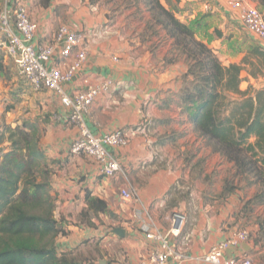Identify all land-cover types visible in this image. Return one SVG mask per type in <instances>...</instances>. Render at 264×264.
I'll use <instances>...</instances> for the list:
<instances>
[{
  "label": "crops",
  "instance_id": "obj_1",
  "mask_svg": "<svg viewBox=\"0 0 264 264\" xmlns=\"http://www.w3.org/2000/svg\"><path fill=\"white\" fill-rule=\"evenodd\" d=\"M2 1V8L11 9L18 3L26 7L31 20L37 25L34 45L49 41L56 28L64 23L86 34V60L73 80L64 85L67 93L83 89L86 82L93 84L110 79L115 83L116 89L99 95L92 103L84 114V122L94 135L120 128L132 130L127 145L108 148L122 167L120 176L105 178L91 159L69 153V144L76 137L77 129L62 117L57 120L56 135L46 138L42 147L47 149L49 142L50 147L43 151L47 158L55 161L50 179L51 194L56 195L57 202L62 200L60 212L65 218L70 216V219L85 216L83 224L78 221V225H73L77 235L90 240L102 238L99 246L115 238L127 253L125 264H138L153 246V242L141 232L142 224L153 221L158 228L156 221L143 217L147 214V207L152 206L156 213L167 195H224L225 180L229 181V177L220 180L213 176V168L214 174L219 170L215 167L216 163L226 165L234 174L232 164L205 144L187 115L181 111L179 92L183 85L181 75L187 66L185 59L180 57L174 62H166V58L171 57L172 39L161 31L154 35L144 33L134 24L132 10L121 8L110 15L108 9L118 8V0H0V3ZM248 1L264 16V7L257 0ZM160 2L166 6L163 0ZM197 2L200 9L189 11L179 19L185 23H199L194 26L196 38L211 48L222 64L242 63L250 41L261 45L241 25L237 12L226 6V0H179L178 3ZM204 2L210 3V11L203 10ZM2 54L0 45V56ZM3 57L5 65L8 62ZM242 65L240 88L264 87V71L253 77L250 65ZM47 94L52 109L50 118L62 115L63 108L58 98L49 91ZM193 163L198 169L188 177V167ZM238 180L233 181L232 191L225 195L239 194V187L243 194L251 190L246 184H237ZM121 187L135 189L139 201L117 208ZM184 188L187 192L183 191ZM86 195L106 203V212L97 213L104 220L118 216V227L125 232L123 237L112 232L117 226L107 228L98 224L92 217L95 212L88 207ZM128 217L134 227L119 221L128 220ZM71 224L68 222V225ZM186 229L183 227L178 241L188 240V258L182 264H204L192 258L204 255L213 244L232 233L229 229L221 232L217 227L210 226ZM62 244L65 249L68 248ZM243 254L251 256L252 264H264V243L255 244L249 240L225 253L227 257Z\"/></svg>",
  "mask_w": 264,
  "mask_h": 264
},
{
  "label": "trees",
  "instance_id": "obj_2",
  "mask_svg": "<svg viewBox=\"0 0 264 264\" xmlns=\"http://www.w3.org/2000/svg\"><path fill=\"white\" fill-rule=\"evenodd\" d=\"M145 0L151 12L149 27L159 26L172 39L174 62L183 57L181 111L212 151L232 164L234 177L256 188L250 202L264 204V87L240 88L242 63L250 75L264 71V47L250 41L242 63L222 64L216 53L196 38L197 21L185 23L169 8L179 0ZM264 7V0H257ZM202 18V16H201ZM218 34V33H217ZM3 54L0 72H3ZM8 110V109H7ZM36 121L0 126V143H9L0 160V264H85L67 254H58L57 239L65 236L63 220L55 217L51 172L39 145ZM233 185L225 180L224 195ZM95 214L106 212V203L86 195ZM255 240L264 236V216L256 221ZM88 264V263H87Z\"/></svg>",
  "mask_w": 264,
  "mask_h": 264
},
{
  "label": "built area",
  "instance_id": "obj_3",
  "mask_svg": "<svg viewBox=\"0 0 264 264\" xmlns=\"http://www.w3.org/2000/svg\"><path fill=\"white\" fill-rule=\"evenodd\" d=\"M226 6L237 12L241 25L264 47V16L261 11L248 0H226ZM202 8L210 11L211 5L204 2ZM36 32L37 25L22 4L0 9L3 55L32 90L49 91L55 95L63 108V114L56 115L55 119L62 117L77 129L76 137L69 144V153L91 159L105 178L120 176L122 167L108 148L127 145L132 130L128 132L120 128L94 135L84 122V114L92 103L99 95L116 89L115 83L110 79L93 84L86 82L83 89L67 93L64 85L73 80L86 60V34L64 23L56 28L49 41L34 45ZM118 193L123 202L139 201L133 188L121 187ZM172 215L174 218L165 232L159 230L153 221L142 224L141 232L153 242V246L138 264H182L188 258V240L184 238L182 243L178 242L184 226L183 215L176 211H172ZM249 240L247 231L236 230L213 244L204 255L192 259L204 264H252L251 257L246 254L239 257L225 255L227 250Z\"/></svg>",
  "mask_w": 264,
  "mask_h": 264
},
{
  "label": "rangeland",
  "instance_id": "obj_4",
  "mask_svg": "<svg viewBox=\"0 0 264 264\" xmlns=\"http://www.w3.org/2000/svg\"><path fill=\"white\" fill-rule=\"evenodd\" d=\"M144 1L145 0H118V8H109L108 11L109 14L112 15V13L117 10L119 12L121 8L124 10H132L135 19L134 24L142 29L144 33L154 35L155 32H165L159 26L149 27L151 12L147 9ZM2 3L3 1L0 3V9L2 8ZM199 7L200 3L198 2L186 5L184 3L179 4L178 2H174L169 6L177 17L186 15L189 11L200 9ZM6 61L8 63L5 64L4 71L0 73V126L11 125L14 127L20 124L22 120L36 121L40 128L39 145L44 149L42 146L46 144V138L50 135L53 137L56 135L55 127L59 124L57 119L50 118L52 116L50 113L52 110L50 96L47 94V91L32 90L25 83L23 77L17 74L12 64L7 59ZM70 126L72 127L74 125L70 124ZM8 147L9 143L7 141L0 143V160L1 151H6ZM49 147L50 144L48 142L46 148L48 149ZM47 149L44 150L46 151ZM46 161L47 164H49L48 166L52 174L54 171L52 164L55 163V161L49 157L47 158V156ZM216 164L215 167H219V170L215 171L214 174L213 168V176L219 177L220 180L229 177V182L231 184L235 179L238 180L234 177V174H231L226 165L221 164V162ZM194 165L193 163L188 167L189 171L186 173L188 177L192 176L194 170L198 169V167L194 168ZM207 169L209 170V168ZM237 184L245 185V181L238 180ZM191 188L193 191V187H190V190ZM248 188L251 190H247L246 194H243L244 192L239 187V194L236 193L235 195H167L163 202L157 207L156 213L153 207L150 206L147 207V214L143 217L146 219L151 218L156 221L159 230H166L170 227L171 219L174 218L172 211H176L183 215L184 229L187 228L190 230L194 226H197L198 229L200 227L206 228L210 226L213 228L217 227L221 232L228 229L232 230V232L244 230L252 235L255 240L260 235L256 233V221L260 216H264V204L261 205L250 202L256 188L254 186H249ZM183 191L187 192V188H184ZM53 196L55 202V217L63 220L67 235L66 238L60 235L57 239L56 245L58 254H67L85 264H125L128 258L126 256L127 253L123 250V247L118 244V240L112 238L109 241L101 243L99 246V240L102 238L90 240L77 235V230H75L73 225H78V221L80 224H83L85 216L81 215L71 217L70 219V216L66 215V219L65 215H63L59 209L62 200L58 199L59 202H57L56 195ZM128 203L129 202L119 200L116 207H124L127 206ZM92 217L96 219L98 224H104L107 228L112 226L118 227V216L108 217L107 220H104V217L98 214H93ZM72 219L75 222H72ZM119 221L126 222L133 227L135 225L129 217L128 220L119 219ZM68 222L73 224L68 225ZM179 240L180 239H178V241ZM62 243L66 244L68 248L65 249ZM259 243H264V236L259 240Z\"/></svg>",
  "mask_w": 264,
  "mask_h": 264
},
{
  "label": "water",
  "instance_id": "obj_5",
  "mask_svg": "<svg viewBox=\"0 0 264 264\" xmlns=\"http://www.w3.org/2000/svg\"><path fill=\"white\" fill-rule=\"evenodd\" d=\"M112 232H113L115 235L119 236V237H123L124 234H125L124 229H122V228H120V227H115V228L112 230Z\"/></svg>",
  "mask_w": 264,
  "mask_h": 264
}]
</instances>
